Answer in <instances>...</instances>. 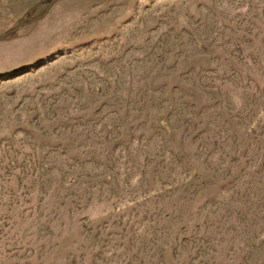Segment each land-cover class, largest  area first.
<instances>
[{"label": "rangeland", "instance_id": "1", "mask_svg": "<svg viewBox=\"0 0 264 264\" xmlns=\"http://www.w3.org/2000/svg\"><path fill=\"white\" fill-rule=\"evenodd\" d=\"M0 264H264V0H0Z\"/></svg>", "mask_w": 264, "mask_h": 264}, {"label": "water", "instance_id": "2", "mask_svg": "<svg viewBox=\"0 0 264 264\" xmlns=\"http://www.w3.org/2000/svg\"><path fill=\"white\" fill-rule=\"evenodd\" d=\"M30 11H31V8L28 9V12H30Z\"/></svg>", "mask_w": 264, "mask_h": 264}]
</instances>
